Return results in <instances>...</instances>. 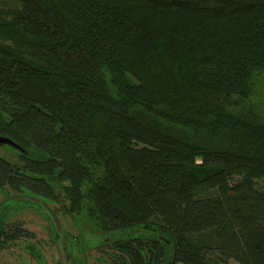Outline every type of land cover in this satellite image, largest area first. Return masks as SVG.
Instances as JSON below:
<instances>
[{"label": "trees", "instance_id": "1", "mask_svg": "<svg viewBox=\"0 0 264 264\" xmlns=\"http://www.w3.org/2000/svg\"><path fill=\"white\" fill-rule=\"evenodd\" d=\"M12 1L0 254L35 236L10 220V199L44 212L28 193L84 215L109 263L264 264V0Z\"/></svg>", "mask_w": 264, "mask_h": 264}, {"label": "rangeland", "instance_id": "2", "mask_svg": "<svg viewBox=\"0 0 264 264\" xmlns=\"http://www.w3.org/2000/svg\"><path fill=\"white\" fill-rule=\"evenodd\" d=\"M6 4L12 6L16 5L12 0H0V5ZM12 152L13 150L10 146L0 145V154L12 159ZM4 196L5 195L0 192V200L4 199ZM8 202L15 207L10 215V220L18 219L22 221L28 229L35 233V236L31 239L22 238L17 243L6 246L1 251L0 264H40L28 251V245L33 243L39 251L40 258L43 261L45 260L47 264H55L60 257L58 250L59 247L54 242L55 233L49 217L38 208V206H35L31 202L17 201L14 199H10ZM57 215L62 225V229L75 236L81 235V243L85 244L84 247L83 245L75 244L76 242L74 241L71 244H64L70 262L73 256L81 259L82 264L109 263L106 259L107 254L96 246L101 238H103V234L94 227L84 215ZM73 238L76 239L75 237ZM21 261L25 263H21Z\"/></svg>", "mask_w": 264, "mask_h": 264}, {"label": "water", "instance_id": "3", "mask_svg": "<svg viewBox=\"0 0 264 264\" xmlns=\"http://www.w3.org/2000/svg\"><path fill=\"white\" fill-rule=\"evenodd\" d=\"M0 144H6V145H11L13 147L22 149L21 146L16 143L12 138L5 136V135H0ZM18 196L21 195L23 197H25L26 199L36 203L37 205H39L44 212L46 213V215L49 217L52 225L54 226L56 232L60 235H63V229H62V225L60 223L59 217L56 213V211L54 210V208L44 199L28 194V193H22V194H17ZM65 243H60V252H61V257H62V262L63 264H70V259L68 256V253L65 249Z\"/></svg>", "mask_w": 264, "mask_h": 264}, {"label": "flooded vegetation", "instance_id": "4", "mask_svg": "<svg viewBox=\"0 0 264 264\" xmlns=\"http://www.w3.org/2000/svg\"><path fill=\"white\" fill-rule=\"evenodd\" d=\"M53 229L55 230V228H54V226H53ZM53 230V231H54ZM54 233L57 235H55L54 234V236H55V239H54V242L58 245V247H59V255H60V257H59V259H58V261H56V263L55 264H63V262H62V257H61V252H60V243H65L66 245L68 244V237H67V231H64L63 230V235H60V234H58L57 232H56V230L54 231ZM73 235V234H72ZM77 239V238H76ZM81 239L82 238H79V239H77V240H79L80 242H81ZM29 253H30V251H29ZM31 254V253H30ZM31 256L32 257H34L40 264H47V262L44 260H42L40 257H36L35 255H33V254H31ZM109 262V261H108ZM21 263H25V262H23V261H21ZM70 264H72V261L70 262ZM82 264V263H81ZM108 264H113V263H108Z\"/></svg>", "mask_w": 264, "mask_h": 264}]
</instances>
